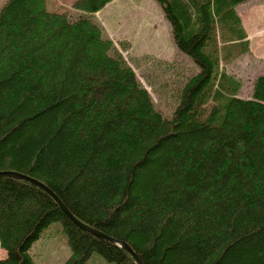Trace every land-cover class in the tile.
I'll use <instances>...</instances> for the list:
<instances>
[{
  "label": "trees",
  "instance_id": "1",
  "mask_svg": "<svg viewBox=\"0 0 264 264\" xmlns=\"http://www.w3.org/2000/svg\"><path fill=\"white\" fill-rule=\"evenodd\" d=\"M110 1L1 5L0 170L43 181L144 264H264V74L243 96L222 65L248 50L236 12L248 0H158L178 49L199 66L170 115L125 56L129 44L94 19ZM53 222L71 250L64 264L95 253L137 264L43 189L0 176V264H34L31 248Z\"/></svg>",
  "mask_w": 264,
  "mask_h": 264
},
{
  "label": "rangeland",
  "instance_id": "2",
  "mask_svg": "<svg viewBox=\"0 0 264 264\" xmlns=\"http://www.w3.org/2000/svg\"><path fill=\"white\" fill-rule=\"evenodd\" d=\"M5 1L0 0V7ZM71 2L73 3V0L66 9L73 11ZM242 3L237 6L239 13L245 4ZM58 5L59 8L66 7L61 3ZM93 17L116 42L129 44L127 51H124L125 56L153 95L157 107L164 114L170 115L178 104L179 85L190 73L198 70L199 66L191 56L178 49L170 22L158 0H112ZM155 17L157 22L151 24ZM256 41L251 52L249 49L241 53L234 50L232 54L228 49L225 50L230 54L229 59L223 60L222 65L242 80L243 96L250 92V79L264 71V42ZM239 45L242 47L243 43ZM6 245L5 233L0 229V263L7 258ZM31 253L34 264L66 262L71 250L60 222H53L43 231L41 237L33 244ZM84 264L116 263L95 253Z\"/></svg>",
  "mask_w": 264,
  "mask_h": 264
},
{
  "label": "crops",
  "instance_id": "3",
  "mask_svg": "<svg viewBox=\"0 0 264 264\" xmlns=\"http://www.w3.org/2000/svg\"><path fill=\"white\" fill-rule=\"evenodd\" d=\"M63 1H65V2H63ZM70 1H72V0H57V1L56 0H53V1L50 0V2H49L50 6L49 7L51 9L58 10V11L59 10H66V8H68V6L70 5V3H69ZM57 2L61 3V5L65 4L66 7L61 6L59 8L60 5H58ZM53 4H55V5L52 7ZM105 6H104V8H105ZM236 12L239 15L240 19L242 20V26L246 32L245 39L248 41V49L251 52L252 45L253 44L255 45V43L257 42L256 40H258L259 42H264V0H251V1L248 0V2L242 6L241 13L238 12L237 7H236ZM164 19H165V17H164ZM156 22H157V18L155 17V19L152 20L151 24L156 23ZM259 38H262V39H259ZM260 74H264V71L254 75L250 79V91L252 89L253 80L255 79V77H257Z\"/></svg>",
  "mask_w": 264,
  "mask_h": 264
},
{
  "label": "water",
  "instance_id": "4",
  "mask_svg": "<svg viewBox=\"0 0 264 264\" xmlns=\"http://www.w3.org/2000/svg\"><path fill=\"white\" fill-rule=\"evenodd\" d=\"M0 176H12V177L20 178V179L26 180L30 183H33L34 185L43 189L51 197L54 198V200L58 203L60 208L73 220V222L76 225H78L82 229H84V230H86V231H88L94 235H97L98 237H101V238L108 240L112 243L120 245V247L122 249H125L126 251H128L131 254V256L133 257L134 261L137 264H144L143 261L141 260V258L139 257V255L137 254V252L126 241L121 240V239H117V238L105 233L104 231H101L95 227H92L91 225L84 223L78 217H76L72 213V211L68 208V206L63 202V200L58 196V194H56V192L53 189H51L47 184H45L43 181H41L35 177H32L30 175H27L25 173L15 171V170H0Z\"/></svg>",
  "mask_w": 264,
  "mask_h": 264
}]
</instances>
